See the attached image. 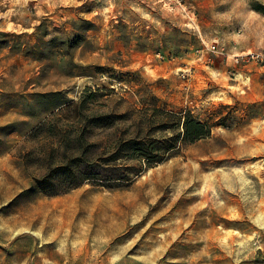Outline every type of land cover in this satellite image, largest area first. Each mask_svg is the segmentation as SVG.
<instances>
[{
    "label": "rangeland",
    "instance_id": "1",
    "mask_svg": "<svg viewBox=\"0 0 264 264\" xmlns=\"http://www.w3.org/2000/svg\"><path fill=\"white\" fill-rule=\"evenodd\" d=\"M250 51L264 0H0V264H264V63L235 59ZM182 111L211 136L107 162L181 132ZM76 153L103 180L45 196L36 182Z\"/></svg>",
    "mask_w": 264,
    "mask_h": 264
},
{
    "label": "trees",
    "instance_id": "2",
    "mask_svg": "<svg viewBox=\"0 0 264 264\" xmlns=\"http://www.w3.org/2000/svg\"><path fill=\"white\" fill-rule=\"evenodd\" d=\"M82 107L81 103L71 104L66 107L65 111L72 112V116L76 120H79L82 117ZM168 117H171L175 121V126L168 127V131L174 130V127H181V132L174 133L162 142L155 141L149 146L142 141L129 140V142L121 145L107 162L109 164L117 163L123 158L121 151H127V153H132L134 157L138 156L147 163H161L165 159L172 157L173 153L181 148V145H191L211 136L213 126L199 120L190 111H182L179 113L168 112ZM106 119L94 118L92 123L102 127L105 125ZM45 128L46 126L42 124L34 132H41ZM60 131L59 135H63L64 132L62 130ZM61 141H65V138H62ZM79 143L82 145L81 141ZM66 159L68 162L62 163L61 167L50 169L42 180L36 182L39 190L45 196L55 197L63 195L80 187L86 181L103 180L100 178V175H102L101 172L95 168L99 164L89 163L84 155L76 153L72 154L69 158L66 157ZM83 166H92V168L84 170ZM60 176L65 178V180L62 184H56V178Z\"/></svg>",
    "mask_w": 264,
    "mask_h": 264
},
{
    "label": "built area",
    "instance_id": "3",
    "mask_svg": "<svg viewBox=\"0 0 264 264\" xmlns=\"http://www.w3.org/2000/svg\"><path fill=\"white\" fill-rule=\"evenodd\" d=\"M211 50L213 52H217V46L216 45H213L211 47ZM247 58L248 61L250 60H253V61H260L262 63H264V52H248L247 54H245V56H237L235 57L236 61L238 62L240 59H243V58Z\"/></svg>",
    "mask_w": 264,
    "mask_h": 264
}]
</instances>
